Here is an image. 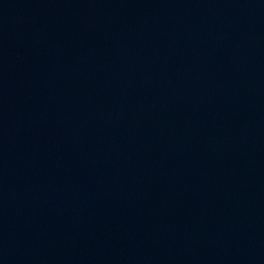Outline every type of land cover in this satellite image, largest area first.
Returning a JSON list of instances; mask_svg holds the SVG:
<instances>
[{"label": "water", "instance_id": "95a60500", "mask_svg": "<svg viewBox=\"0 0 264 264\" xmlns=\"http://www.w3.org/2000/svg\"><path fill=\"white\" fill-rule=\"evenodd\" d=\"M0 264H264V0H0Z\"/></svg>", "mask_w": 264, "mask_h": 264}]
</instances>
